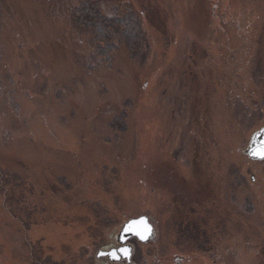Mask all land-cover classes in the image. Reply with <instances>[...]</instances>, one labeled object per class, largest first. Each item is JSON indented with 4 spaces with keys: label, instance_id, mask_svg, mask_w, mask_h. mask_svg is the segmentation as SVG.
<instances>
[{
    "label": "rangeland",
    "instance_id": "374dc122",
    "mask_svg": "<svg viewBox=\"0 0 264 264\" xmlns=\"http://www.w3.org/2000/svg\"><path fill=\"white\" fill-rule=\"evenodd\" d=\"M144 62L111 61L83 0H0V264H264V0H101ZM116 264H126L125 261Z\"/></svg>",
    "mask_w": 264,
    "mask_h": 264
},
{
    "label": "trees",
    "instance_id": "16d2710c",
    "mask_svg": "<svg viewBox=\"0 0 264 264\" xmlns=\"http://www.w3.org/2000/svg\"><path fill=\"white\" fill-rule=\"evenodd\" d=\"M101 4V0H83L73 13L78 25L94 32L97 56L111 61L117 51L114 45L117 38L133 61L144 62L148 55V41L137 15L129 13L123 17H109L103 13ZM5 179L0 169V186H4Z\"/></svg>",
    "mask_w": 264,
    "mask_h": 264
},
{
    "label": "water",
    "instance_id": "95a60500",
    "mask_svg": "<svg viewBox=\"0 0 264 264\" xmlns=\"http://www.w3.org/2000/svg\"><path fill=\"white\" fill-rule=\"evenodd\" d=\"M261 143H264V130L256 133L253 138H252V141H251V144L248 148V150L246 151V154L252 158V159H255V160H260V161H263L264 158H261L259 156H256L254 155V150H257L259 149V146ZM140 218H146L148 223L151 225V228H152V233L150 234L149 238L146 239V240H141L139 239L138 237H136L135 235H132V234H128V233H125L124 232V229L126 227V225L131 222V220H129L122 228L121 232L119 233V236H118V247H115V248H111L109 250H99L98 253L96 254V258L97 259H102V258H107L111 263H120L122 261H125L127 264H131L132 262V257H133V247L128 244V241L135 238L137 239L140 243L142 244H147L149 243L153 238H154V227L153 225L150 223L149 221V218L147 216H141L139 218H135V219H140ZM121 247H126V248H129L131 250V255L129 258H122L120 259L119 261L117 260H114L112 259L111 257L107 256V255H101V253H108V252H111L112 250L114 249H118V248H121Z\"/></svg>",
    "mask_w": 264,
    "mask_h": 264
},
{
    "label": "snow or ice",
    "instance_id": "6c2138e0",
    "mask_svg": "<svg viewBox=\"0 0 264 264\" xmlns=\"http://www.w3.org/2000/svg\"><path fill=\"white\" fill-rule=\"evenodd\" d=\"M253 154L264 158V143H261L259 149L254 150ZM124 232L135 235L141 240H146L152 233V228L146 218H140L131 220V222L126 225ZM101 255H107L112 259L119 261L122 258H129L131 255V250L126 247H121L108 253H101Z\"/></svg>",
    "mask_w": 264,
    "mask_h": 264
},
{
    "label": "flooded vegetation",
    "instance_id": "af4514ba",
    "mask_svg": "<svg viewBox=\"0 0 264 264\" xmlns=\"http://www.w3.org/2000/svg\"><path fill=\"white\" fill-rule=\"evenodd\" d=\"M103 259H106V260H108L107 258H103ZM127 264V263H126Z\"/></svg>",
    "mask_w": 264,
    "mask_h": 264
}]
</instances>
